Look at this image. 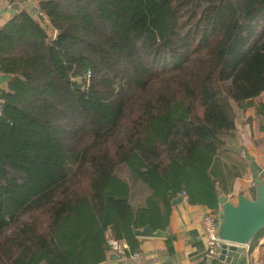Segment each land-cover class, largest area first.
<instances>
[{
    "label": "trees",
    "instance_id": "trees-1",
    "mask_svg": "<svg viewBox=\"0 0 264 264\" xmlns=\"http://www.w3.org/2000/svg\"><path fill=\"white\" fill-rule=\"evenodd\" d=\"M38 8L0 28V264H99L107 232L135 252V230L165 231L170 196L217 209L264 94V0Z\"/></svg>",
    "mask_w": 264,
    "mask_h": 264
},
{
    "label": "crops",
    "instance_id": "crops-1",
    "mask_svg": "<svg viewBox=\"0 0 264 264\" xmlns=\"http://www.w3.org/2000/svg\"><path fill=\"white\" fill-rule=\"evenodd\" d=\"M40 1L0 0V28L7 25L15 15L23 12L34 20H39L38 4ZM47 30L53 39L56 38L55 29L49 26ZM235 126V136L228 142L229 149L225 148L230 158L222 162L235 176H238L237 173L239 176L233 180L230 192L220 195V197L226 196L234 204L237 203L242 193L254 199L255 182L264 177V94L255 99L245 111L237 113ZM182 195H179L182 197L180 202L179 197L170 196L169 226L162 231L163 237L141 238L135 235V230L134 236L138 244L135 252H132L130 246L122 241L129 248L126 260L109 248L106 259L99 264H232L222 261L220 255L216 259L210 258L201 234L203 216L208 211L221 210L222 213L220 203L217 209L211 210L206 206L191 205L188 198L185 199ZM106 239L109 242L115 238L107 232ZM241 249L242 258H239L236 264H264V235L253 244ZM134 255L140 257V262L133 258Z\"/></svg>",
    "mask_w": 264,
    "mask_h": 264
},
{
    "label": "water",
    "instance_id": "water-1",
    "mask_svg": "<svg viewBox=\"0 0 264 264\" xmlns=\"http://www.w3.org/2000/svg\"><path fill=\"white\" fill-rule=\"evenodd\" d=\"M57 36L56 33L55 37ZM12 79V75L0 74V87L4 88ZM255 187L254 199L242 193L234 204L226 196L220 197L222 213L218 236L222 241L239 247L248 246L264 230V177L256 180ZM178 200L182 201V197ZM135 235L141 238H159L163 237L164 233L153 231L150 226H147L136 230ZM236 246L224 247L220 253L221 260L236 264L237 260L242 258V249Z\"/></svg>",
    "mask_w": 264,
    "mask_h": 264
},
{
    "label": "built area",
    "instance_id": "built-area-1",
    "mask_svg": "<svg viewBox=\"0 0 264 264\" xmlns=\"http://www.w3.org/2000/svg\"><path fill=\"white\" fill-rule=\"evenodd\" d=\"M38 15L40 19H43L45 22H47L46 16L38 10ZM55 39V38H54ZM90 76L88 75V79ZM3 101L0 100V116L2 114L3 110ZM183 198L187 199L186 193H183ZM221 224V210L218 212H212L208 211L202 219L201 222V234L204 239L205 245H206V252L207 255L210 258H218L221 251L224 247L228 248L231 246H236L231 243H227L225 241H222L218 236L219 227ZM110 250L119 255L123 260H126L127 254L129 255V248L128 246L116 239H111L108 242ZM237 248H243L236 246ZM133 258L137 260V262H140V257L138 255H134Z\"/></svg>",
    "mask_w": 264,
    "mask_h": 264
},
{
    "label": "rangeland",
    "instance_id": "rangeland-1",
    "mask_svg": "<svg viewBox=\"0 0 264 264\" xmlns=\"http://www.w3.org/2000/svg\"><path fill=\"white\" fill-rule=\"evenodd\" d=\"M38 10H39V8H38Z\"/></svg>",
    "mask_w": 264,
    "mask_h": 264
}]
</instances>
